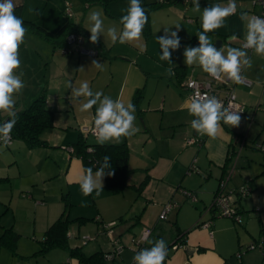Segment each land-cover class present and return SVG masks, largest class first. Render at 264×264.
<instances>
[{"label":"crops","instance_id":"1","mask_svg":"<svg viewBox=\"0 0 264 264\" xmlns=\"http://www.w3.org/2000/svg\"><path fill=\"white\" fill-rule=\"evenodd\" d=\"M70 1L75 16L74 19L68 20L63 13L65 0H14L19 17L35 24L45 34L28 30L24 43L20 45L21 67L17 73L23 72L22 79L25 87L15 97V110L27 108L35 98L43 95L46 106L54 112V120L53 127L45 129L40 135L47 145L30 149L22 140L16 139L5 148L1 147L8 149L10 153L0 149V180L2 181L9 180V176L4 174V171L8 170L4 164L6 161L15 163L21 156V161L17 164L20 173V167L25 166L22 165L24 162L28 163V166H34V164L38 166L36 177L18 179L17 185L12 187L7 200L0 202L5 206L3 210H0V236L3 229L12 228L19 235L16 247L21 251V248H24L23 239L28 236L32 235V239L37 242L43 240L44 232L63 212L65 202L70 204L72 201L73 205H81L85 202L86 205L94 206L95 211L92 214L94 216H87L84 209L71 207L69 210L67 207L68 218L73 220V224L68 226V238L75 234L78 218L92 219V222H96L94 230L98 233L102 230L107 232L104 225L114 223L108 227L112 230L111 235L115 239L119 237L120 242L124 239L126 243L123 242L124 248L120 260L122 263L133 262L136 252L133 253L128 249L126 251L125 248L131 245L134 235L126 234L125 229L132 224V221L142 222L145 227H149V220L143 219L142 216L140 219L137 215L139 209L145 207L138 197L142 196L145 200L152 201L151 198L160 194V190L151 189L153 181H150L149 183L152 184H149L139 195L128 190L113 194L103 178V191L99 196H96L95 192L87 197L81 193L78 179L82 170L85 169L84 164L69 149L79 138L84 137L82 130L89 129L93 124L95 106L89 112H80L79 105L73 104L69 99L71 90L66 87V83L71 81L78 87L82 81L86 80L93 92L102 91L113 100L122 99L125 104L128 101L135 103L134 126L139 131L132 137H121L119 143H106L127 144L128 165L131 169L137 170L143 167L152 169L155 166L153 170H150L149 176L153 179V176L160 174L156 171L162 159L160 152L164 149L161 146L159 148L152 146L158 141L164 142L167 148L165 151L169 154L175 152L178 147L182 149L190 147L193 150L190 152L192 154L195 150L193 146H197L192 162H197L207 171L205 175L202 174L199 177L200 180L201 178L204 180L200 183L202 187L198 190L199 192L191 189L197 197L198 193H202L204 196L208 195L212 202L218 183L222 179L227 181L226 188H235L244 183H249L252 188L251 195L242 196L237 201L243 218L240 225L230 218L214 215L206 218L201 215L199 220L210 221L209 226L202 227L198 225L199 220H195L196 215L189 222H184L182 215L180 213L177 215L176 210L174 223L177 235L168 245L165 264H255L257 256L260 258V264H264V181H261L264 179V163H261L264 153L258 154L259 159L254 165L255 170H251L248 164V168L235 173L234 168L237 162H234V165L230 163L234 155L238 154L236 151L241 152L246 146L250 136L253 138L258 133L264 132V56L256 55L251 49L247 50L251 67L242 71V75L247 78L246 82L243 84L231 82L234 84L237 99L246 107L245 112L241 115L242 119L238 127L224 125L221 122L222 132L216 139L207 135H198L191 128L190 122L194 117L188 114L185 106L188 98L182 88V83L191 77L210 80V76L198 65H186L183 52L185 47L199 45L196 34L202 31V10L214 4L227 5L228 0H199L200 12L192 10V0L181 2L168 0V4L150 12L149 33H142L139 41L146 45V51L143 53L136 46L137 42L112 44L106 35H101L95 44L89 39L91 35L87 30L89 11L102 9L105 29L114 25L121 30L122 25L116 17L126 14L124 9L127 8L129 0L111 2L109 10L112 15H109L96 0ZM152 1L141 0V4L143 6L145 2ZM252 1L236 0L238 9L236 14L226 19L224 27L207 34L215 47L216 41H221L217 49L223 45L241 47L246 28L245 22L239 18L240 13L247 12L252 15L262 11V7L253 4ZM170 13L172 15H169ZM177 24L180 25L178 35L181 44L179 49L172 51V65H170L166 61L159 60L162 50L156 38L164 34L166 27L170 31H177L175 26ZM73 26H78L83 31L84 46L99 50V55L63 54L60 51V47L64 44L65 33ZM233 35L237 37V40L230 41L229 38ZM93 60L103 64V71L92 66ZM169 67L173 68L174 76L167 75L166 69ZM140 89L142 96L135 102L134 97ZM6 118L5 114L0 113V124ZM191 137L201 138V145L187 144L186 146L185 141ZM258 137L257 135V139ZM89 138L93 140L89 141ZM87 142L96 143L95 136L89 135ZM182 154L183 152L176 153L178 157ZM22 155H25V160ZM239 156L240 154L235 161H238ZM42 163L45 164L40 166ZM186 163L181 162V167L185 169ZM172 168L173 164H170L164 178H168ZM141 181L142 179H136V182L141 183ZM206 183H211L208 188L203 185ZM128 184L136 185L132 182ZM166 191L171 194L169 198L177 195V191H171V188L165 189L163 194H166ZM163 194L161 192V196ZM161 199L164 200L165 196ZM172 203H175V206L169 214L181 206H178L177 202ZM203 206L205 207L206 204ZM101 222L104 224H101L102 227L99 225ZM83 224L91 223L87 220ZM83 226L80 230H86ZM151 229L152 234L149 240L154 233L153 228ZM257 233L258 236L255 238L253 234ZM68 243L71 247L79 246V243L71 244L69 239ZM250 243H260L261 250L250 251L252 249H247ZM151 246L146 243L143 248ZM241 247H245L246 252L241 253V258L238 259L237 251ZM110 250L111 244L103 235L99 236L89 248H82V251L88 255L97 251L106 253ZM74 262L79 264L76 258L70 257L66 250L60 248L34 256L25 252L13 254L9 248L0 246V264H74Z\"/></svg>","mask_w":264,"mask_h":264},{"label":"clouds","instance_id":"2","mask_svg":"<svg viewBox=\"0 0 264 264\" xmlns=\"http://www.w3.org/2000/svg\"><path fill=\"white\" fill-rule=\"evenodd\" d=\"M192 4L194 12L201 11L199 0H192ZM16 7L14 0H0V113L9 117L3 124H0V142L3 146L11 143V132L17 123L15 97L25 87L22 79L23 72L17 73V70L21 67L19 48L24 43L28 29L24 26L23 19L15 14ZM124 11L126 14L122 15L119 20L122 25L121 30L114 25L105 29L102 9L89 11L87 30L91 34L90 42L95 44L101 35H106L112 44L137 42L136 46L143 53L146 51V45L139 41L148 24L146 9L142 6L141 0H129ZM236 12V0H228L227 5L214 4L202 10V31L196 34L199 45L185 47L183 56L186 65H198L204 73L225 83L230 81L234 84H243L246 82L247 78L242 75V71L251 67V59L247 50L251 49L256 55L264 56V18L250 15L247 12L240 13L239 18L245 22L246 33L244 42L239 48L223 45L217 49L207 35L224 27L226 19ZM175 26L177 31H170L166 27L164 34L156 38L162 50L159 60L166 61L170 65H172V51L179 49L181 44L178 35L180 25ZM229 39L235 41L237 37L233 35ZM92 66L103 71V64L96 60L92 61ZM166 73L169 76L175 75L172 67L167 68ZM66 87L71 90L70 101L79 105L80 112H89L95 106L91 131L95 135L97 144L119 143L121 137H132L139 131L134 126L136 108L131 101L125 104L122 99L113 100L102 91L93 92L86 80L82 81L78 87L68 81ZM185 106L189 116L195 117L190 122L191 128L201 136L207 135L216 139L222 132L221 122L231 127H238L241 123L240 112L242 111L233 110L232 100L225 107L217 96L201 94L197 91L185 102ZM98 163L99 167L95 172L93 167H88L83 169L79 176L80 191L85 197L94 192L96 196H99L103 191V178L106 175H114L110 156L105 155ZM81 206H86L85 202H82ZM148 235L149 233H145L143 239L152 246L137 251L133 256V264H165L168 256L166 242L164 239L149 240Z\"/></svg>","mask_w":264,"mask_h":264},{"label":"rangeland","instance_id":"3","mask_svg":"<svg viewBox=\"0 0 264 264\" xmlns=\"http://www.w3.org/2000/svg\"><path fill=\"white\" fill-rule=\"evenodd\" d=\"M153 1H158V0H153ZM175 1H177V0H175ZM178 1L181 2L182 0H178ZM169 15H172V14L170 13ZM82 132L84 133V136L88 137L90 135L87 133V130H82ZM257 135L259 136L258 139H257ZM257 135L253 136V138H252V136H250L247 139L246 146H244V148H242V151L239 153L240 156L238 158V161H235L237 154L234 155L233 159L231 160V162H230L231 165H234V162L235 163L237 162V165H238V166L236 165V168H234L235 173L239 172L243 168H248L247 167L248 164H250L251 170L256 169L254 165L259 159L258 154H260V153L262 154L264 152L260 151L255 145L256 144H258V145L264 144V132L258 133ZM254 138H256V139L253 140ZM13 140H16V139H13ZM92 140H93L92 138H89V141H92ZM185 145L188 146L189 144L187 145V142L185 141ZM152 146L153 147L155 146L156 148L157 147L159 148L161 146L164 149V151L161 150V152H160L162 159H161L160 163L157 165L158 168L156 166V168H157L156 172H158V174L160 173L162 176H160V174H159V175L153 176V179L149 176L150 172H151L150 170H153V168L155 166H153L152 169H150L148 167H143V168H140L137 170L132 169V172L130 173V176L128 179V183L132 182L136 185L131 186V184H128V186L124 190H128L129 192L133 191V193H137V195H139V192L136 190V187L139 185V182H136V179H140V180L142 179L143 180L146 177V175L149 176L147 184L144 186L143 190H145L149 186V184L153 183L151 185V187H152L151 189L157 188L158 190H160V194L153 196L151 198L152 201L145 200L142 196L138 197V199L145 204V207H144V209L140 208L137 215H139L140 219L142 216L143 219L146 218L149 220L148 226L150 228H153V230H154V233L151 237V240L155 241L157 239H164V241L166 242V244L168 246L171 243V241L174 238H176V235H177V230H176V226L174 223V213L176 210L178 212L177 215L179 213L182 215L181 217L184 219V222H189L194 217V215H196V219H195L196 221L199 220L201 215L202 216L204 215V217H206V218L211 216V215L213 216L212 212H205V207L203 206L206 204V207H208L211 204V201H210V198L208 195L204 196L202 193L201 194L198 193V197L196 196V200L193 201L195 203H193L189 199H187L186 196L182 192L183 190L192 191V192H194L193 190L198 191L202 187V185H200V183L202 181H204V180H202V178L200 180L199 177L202 176V174L205 175V172H207V171L205 170V168L202 165L198 164L195 161L192 162L193 156H194L195 151H196L195 147H197V146H193L195 150L192 154H190V152H192L193 150L190 147H187L184 149H182L181 147H178L175 149V152H172L171 154H169L165 151V150H167V148H166L164 142L160 143L158 141ZM1 147H3V145H0V149H3L5 151H8L7 153H10L8 149H4L6 146H4V148H1ZM177 152H183L182 156L178 157V155H176ZM236 152H238V150ZM24 156L25 155H22L23 159L25 158ZM20 161H21V156L19 157V161L17 160V162H15V163L14 162L8 163L7 161L4 163L8 169L7 171L6 170L4 171V174H7L9 176V180H7V181L0 180V202H4L5 200H7V198L10 196V191H11L12 187H15V185H17L18 179H23V178H28V177H36V174L38 172V170H37L38 166L35 164H34V166H28V163L25 164V162H24V163H22V165H25V166L20 167L21 168V173H20L19 166H17V164ZM26 162H27V160H26ZM169 162H171L170 163L171 165L173 164V168L168 173V178H164L163 176L166 175L165 172H166L167 168H169V166H170V164H168ZM181 162L182 163L187 162L185 169L181 167V165H180ZM261 163H264V157H261ZM44 164L45 163H42L40 166H42ZM150 164H153V163H150ZM150 181H153V182L149 183ZM261 181H264V179H262ZM210 184L211 183H208V184L206 183L203 185H205L208 188L210 186ZM177 186H179V187L177 188ZM168 188H171V191H177V195L174 197H171L173 199L169 198L171 196V194L169 192L166 191V194H163V192H165V189H168ZM191 189H193V190H191ZM161 190H164V191H161ZM161 192H162L163 196H165L164 200L161 199V198H163V196H161ZM64 194H66V192H64ZM251 194H252V192L249 193V195H251ZM249 195H246V196H249ZM71 202L68 206L69 210L71 207H74V209H81V210L84 209L83 211L87 214V216H94V215H92V214H94V211H95L93 205H86V206H81L80 204H74L73 205ZM172 202H177L178 206L179 205H181V206L177 209H174L168 215L167 219H162V220L159 219V214L163 211L165 205L167 203H172ZM173 204H175V203H173ZM4 208H5V206L0 203V210L1 209L3 210ZM131 215H133V214H131ZM87 220L91 224L85 225L82 222L77 221V224H76L77 226H76V229L74 231L75 234L71 238H68L69 240H71V244L79 243V246H81L82 248L83 247L89 248L90 245H92L93 243H95V241H97L99 236L103 235L105 238H107V240L111 244V248H112V246H113L112 242H111L112 239L110 238L108 233L104 232L102 230L103 228L101 229L103 232L102 231H100L99 233L96 232L94 230V229H96V224H95L96 222H92V219H87ZM233 221L237 225H240V222H236L235 220H233ZM70 224H73V222H70ZM101 224H102V222L99 224L100 227H102V225H104V224H102V225ZM93 225H95V227ZM82 226L86 227V230H80V229H83ZM92 227H94V228L92 229ZM144 228H145V226L142 224V222L132 221V224H130L128 226V228L125 229L126 234H129L131 236L134 235L131 239V242H130L131 245H128L127 248H125V250L128 249V251H132L133 253L139 251V250H137L138 248L133 242V238L134 239L139 238V236L142 233ZM253 236H255V238H257L258 233L256 235L253 234ZM116 237H117V235H116ZM117 239L119 240V237H117ZM23 242H24V248H21V251H19L17 249V247H15L17 255H18V252H25L26 254H31V255L36 256L35 251H37L41 248V244H39V242L32 239V235L28 236L26 239H23ZM123 242L125 243L124 239L122 242H120V240H119V245L124 246ZM86 245H88L89 247ZM244 248L245 247H243V248L241 247L237 251V254H239V256H237L238 259L241 258V255H242L241 253L246 252ZM253 250L256 251V250H261V249H260V246H257L256 248H253L250 251H253ZM37 256H39V255H37ZM259 261H260V258L257 256L255 258V264H260ZM129 263H132V262H129Z\"/></svg>","mask_w":264,"mask_h":264},{"label":"trees","instance_id":"4","mask_svg":"<svg viewBox=\"0 0 264 264\" xmlns=\"http://www.w3.org/2000/svg\"><path fill=\"white\" fill-rule=\"evenodd\" d=\"M113 1L115 0H96L109 15H112L109 10V4ZM168 3L169 1L167 0L162 2H145L143 4L148 14V24L143 30L144 34L149 33L150 12ZM15 14L19 17L17 9L15 10ZM116 18L120 20L121 16H117ZM24 26L28 30L45 35L39 27L31 22L24 21ZM71 30L79 31V33L83 35V31L79 29L78 26L71 27L66 33ZM141 96L142 90L140 89L136 92L134 101L137 102ZM16 112L17 123L11 132L12 138L22 140L30 149L47 145L46 141L43 140L40 135L45 129L53 127L54 112L46 106L43 95L35 98L27 108ZM7 119H9V117H7L5 121ZM71 148L73 149L71 153L82 160L84 168L93 167V170L99 167L98 162L102 161L105 155L110 156L111 169L114 170V175H106L104 180L111 193L120 194L128 186V179L132 169H130L128 165L129 149L126 143L99 145L97 143L87 142L86 136L85 138H79ZM147 181L148 175H146L136 187L139 193L143 190ZM68 205L69 202H65L63 212L44 232L43 240L39 241L41 248L35 252V255H42L51 249L60 248L66 250L70 257L76 258L79 264H107L104 260L103 252L97 251L88 255L82 251L81 246L71 247L69 245L67 235L68 226L73 220L68 218ZM76 220L82 223L87 221V219L84 218H78ZM18 239L19 235L12 228L3 229L0 236V246H5L9 248L13 254H17L15 247Z\"/></svg>","mask_w":264,"mask_h":264},{"label":"built area","instance_id":"5","mask_svg":"<svg viewBox=\"0 0 264 264\" xmlns=\"http://www.w3.org/2000/svg\"><path fill=\"white\" fill-rule=\"evenodd\" d=\"M253 4H258L262 7V11L259 13H253L252 15L260 16L264 18V0H253ZM238 10V9H237ZM63 13L68 20L74 19L75 13L73 10V6L70 0H65V6L63 9ZM85 37L80 34L78 31L71 30L65 35L64 44L60 47V51L63 54H79V55H90V56H97L100 51L93 49V48H86L84 46ZM182 88L186 92V96L189 99L193 96L197 91L201 94L207 93L209 95H215L218 99H220L224 106L227 107L230 100L233 103V110L242 111L240 115L245 112V105L241 103L237 99V95L234 90V84L231 82L225 83L224 81H218L210 77V80H200L196 78H188L182 83ZM93 124L89 129H87V133L95 136L91 131ZM86 136H84L85 138ZM13 138L11 136V143ZM187 144H196L201 145L202 139L199 137H192L189 138ZM10 143V144H11ZM2 142H0V145ZM9 144V145H10ZM260 151L264 152V144H256L255 145ZM70 152H72V148L70 147ZM240 150L238 151L237 157L239 155ZM232 172V170H231ZM230 172V173H231ZM230 176V175H229ZM227 181L222 179L219 181L216 192L214 194L213 200L211 204L206 207L205 212H212L214 216L218 217H227L235 220L236 222H242L243 218L241 215V210L238 207L237 201L238 198L242 196L248 195L252 188L249 183H244L235 188H226ZM183 194L189 199L191 202L196 200V195L192 191L183 190ZM175 206L173 203H167L163 209V211L159 214V219H166L170 210ZM114 223L105 225L106 231L110 238L112 239V248L110 251L104 253V260L107 264H133L132 263H122L120 260L121 252L124 246L119 245V240L114 238L111 233L112 230L108 227L113 225ZM198 225L202 227H207L210 225V221H198ZM149 233L148 239L152 234V229L149 227H145L140 234L139 238L134 239L133 242L137 246V250L142 249L146 245V241L143 239L144 234ZM176 246V245H174ZM257 246H260L256 243H251L247 249H253Z\"/></svg>","mask_w":264,"mask_h":264},{"label":"water","instance_id":"6","mask_svg":"<svg viewBox=\"0 0 264 264\" xmlns=\"http://www.w3.org/2000/svg\"><path fill=\"white\" fill-rule=\"evenodd\" d=\"M220 44H221V41H220V40H217V41H216V48H218ZM194 131H195V130H194Z\"/></svg>","mask_w":264,"mask_h":264}]
</instances>
